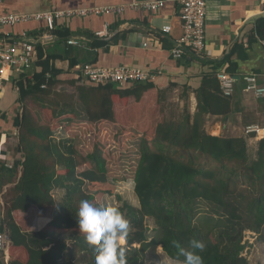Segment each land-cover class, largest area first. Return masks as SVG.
<instances>
[{
	"label": "trees",
	"instance_id": "16d2710c",
	"mask_svg": "<svg viewBox=\"0 0 264 264\" xmlns=\"http://www.w3.org/2000/svg\"><path fill=\"white\" fill-rule=\"evenodd\" d=\"M255 30L262 38L264 18ZM62 33L67 43L69 34ZM104 44L96 40L93 48ZM35 49L32 67L5 83L0 102V139L12 114L20 155L0 162V198L6 201L4 212L0 206V234L8 236V264H95L96 253L80 233L76 213L82 200L103 207L101 198L114 194L108 168L114 151L105 126L114 131L116 151H125V142L141 134L132 176L139 206L117 208L130 221L127 264H144L147 253L157 258L158 247L183 264L180 249H189L193 238L206 245L199 253L204 264H249L242 256L244 233L264 242V138L257 158L248 163L242 137L206 133L207 115L225 116L231 110L232 97L223 96L218 79L204 78L193 116L166 121L156 82L94 84L78 72L55 68L57 60H67L73 69L77 55H45L40 45ZM59 86L75 89L87 123L73 120L76 108L56 92ZM93 125L95 140L83 153L75 142H84ZM59 129L69 137L56 140ZM55 190L64 191L60 201L53 197ZM147 219L153 221L150 236Z\"/></svg>",
	"mask_w": 264,
	"mask_h": 264
},
{
	"label": "crops",
	"instance_id": "0c3cea01",
	"mask_svg": "<svg viewBox=\"0 0 264 264\" xmlns=\"http://www.w3.org/2000/svg\"><path fill=\"white\" fill-rule=\"evenodd\" d=\"M131 1L134 0H5L0 7V15L46 14L96 6L128 5ZM178 11L179 6L174 2H167L155 10L127 7L118 16L87 15L56 19L52 29L46 26L44 20L33 19L14 26L0 25V43L6 40L5 34H9L12 41L32 44L43 41L39 45L45 55H77L79 62L75 66H125L157 73L154 82L169 121L177 122L187 115H194L196 91L204 78L216 77L220 83V76L230 77L234 87L231 110L225 116L207 115L204 129L210 136L242 137L246 142V157L252 162L257 158L258 143L264 135H246L244 130L246 127H258L264 131V103L262 107V99L255 98L249 90V79L256 86L264 87V32L261 38L255 30L257 22L264 18V0H208L201 56L185 54L180 59H174L170 51L183 34ZM163 28L170 31L164 33ZM61 32L69 34L68 39H81V46H67L65 39L59 37ZM94 39L105 44L93 48ZM144 44L147 46L144 47ZM69 62L57 60L54 66L68 74L74 71V68H69ZM174 111L179 114L173 119ZM12 117L11 114L5 123L4 137L0 139V147L6 148V154H0V162L13 154L7 148V141L12 140L10 137L17 142ZM250 143L253 145L251 150ZM15 157L14 160H19ZM0 204L3 205L2 202ZM6 237L8 239L7 233ZM7 248L8 241L6 250L0 254V264H8Z\"/></svg>",
	"mask_w": 264,
	"mask_h": 264
},
{
	"label": "built area",
	"instance_id": "2783aa9c",
	"mask_svg": "<svg viewBox=\"0 0 264 264\" xmlns=\"http://www.w3.org/2000/svg\"><path fill=\"white\" fill-rule=\"evenodd\" d=\"M4 0H0V7ZM167 2H174L179 6L178 18L183 28L182 36L177 40L175 46L171 49L170 54L174 59H180L183 55L201 56L204 48V28L207 22V2L208 0H152L144 2L131 1L128 5H108L88 8H79L67 11H56L53 13L22 15V14H2L0 15L1 26H14L17 23L27 22L30 20H45L47 27L52 29L55 18L87 15L109 16L120 15L127 7L132 9L143 8L146 10H155ZM169 28H163L164 33H168ZM6 40L0 43V101L5 93V82H12L13 78L24 74L32 67L36 60V45L23 41L17 42L10 40V35L5 34ZM69 46H81V39L71 38L67 40ZM144 47L147 44L143 45ZM6 71V73H5ZM74 72L80 73L86 80L94 84L113 83L124 85L127 83H146L154 82L157 73L129 68L125 66L117 67H96L92 64H83L74 67ZM47 79L49 75L46 76ZM33 82V81H32ZM249 90L257 99L264 98V87H258L252 79H249ZM45 88V85L42 86ZM220 89L225 97H231L234 93L233 80L230 77L220 76ZM260 133L257 127H246L245 133ZM4 137V133L2 137ZM1 141V140H0ZM1 146V145H0ZM1 148V147H0ZM7 237L6 233L0 234V251L6 250Z\"/></svg>",
	"mask_w": 264,
	"mask_h": 264
},
{
	"label": "rangeland",
	"instance_id": "374dc122",
	"mask_svg": "<svg viewBox=\"0 0 264 264\" xmlns=\"http://www.w3.org/2000/svg\"><path fill=\"white\" fill-rule=\"evenodd\" d=\"M7 84V83H6ZM5 84V86H6ZM61 92L63 95V100L64 101H71L72 105L74 108H76V116H73V120H75L78 123H87L84 113L80 112V106L79 102L77 101L76 95L77 93L75 92L74 88H70L68 86H60L58 88V92ZM179 113L173 112L171 118H175ZM166 121H169L167 118L168 115H165ZM172 119V120H173ZM96 129L97 126L93 125L92 130L88 133V136L85 138L84 142H81L76 140L75 144L78 148L82 149L81 152L85 153L87 150H83L84 146H87L90 148L92 143L95 140L96 136ZM106 130L109 133L108 135V142L111 150L114 152L110 156V162H109V174L113 181H111L112 186L114 187V194L112 196L105 195L101 198L102 200V206H113L118 208L121 206L123 203H126L128 205L138 207V201L137 198L133 192V171L135 166L137 165L138 159H139V141L141 134H138V137L133 140H127L125 142V151H116V146L114 145L113 142V134L114 131L110 129V127L105 126L102 127V131ZM54 137L56 140H61L64 138H68L69 134H67L64 129H59L57 132H55ZM11 141H7V148L8 150L13 153L12 156L15 159L17 156L18 159H20V155L16 153V146L17 142L14 140V138H11ZM84 143V144H83ZM82 144V145H81ZM253 148V145L250 143L249 149L251 150ZM18 155H16V154ZM251 160H248V163H250ZM53 197L56 201H60L62 196L64 195L63 190H55L52 192ZM0 202H2L5 205V198H0ZM3 209V205H0ZM200 211L202 213L206 212L207 210L205 209V205L201 204L199 205ZM146 225L148 228L147 234L150 236L152 234V228H153V221L150 219H147ZM243 243L246 244V248L242 252V256L246 257L248 260L249 264H264V242H260L257 239V235L251 232H245L244 233V239ZM134 247H138V245H134ZM157 258L151 257L149 253H147L146 258H145V263L144 264H180L178 262H174L170 258H168L162 251L161 247L157 248L156 251ZM1 260V256H0ZM2 261V260H1Z\"/></svg>",
	"mask_w": 264,
	"mask_h": 264
},
{
	"label": "clouds",
	"instance_id": "9594fccd",
	"mask_svg": "<svg viewBox=\"0 0 264 264\" xmlns=\"http://www.w3.org/2000/svg\"><path fill=\"white\" fill-rule=\"evenodd\" d=\"M76 216L80 233L96 253L95 264H127L125 244L130 221L116 207H99L88 200H82ZM205 248L203 241L191 239L189 249H180L185 258L183 264H204V259L199 253Z\"/></svg>",
	"mask_w": 264,
	"mask_h": 264
},
{
	"label": "bare ground",
	"instance_id": "6f19581e",
	"mask_svg": "<svg viewBox=\"0 0 264 264\" xmlns=\"http://www.w3.org/2000/svg\"><path fill=\"white\" fill-rule=\"evenodd\" d=\"M5 73H6V71H5ZM215 134H217V133H215Z\"/></svg>",
	"mask_w": 264,
	"mask_h": 264
}]
</instances>
